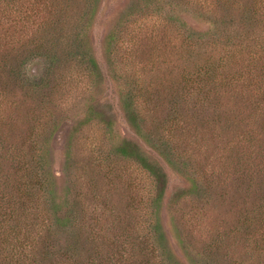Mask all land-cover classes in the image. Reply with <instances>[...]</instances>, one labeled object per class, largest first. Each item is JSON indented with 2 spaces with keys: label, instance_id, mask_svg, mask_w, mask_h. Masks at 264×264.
<instances>
[{
  "label": "trees",
  "instance_id": "trees-1",
  "mask_svg": "<svg viewBox=\"0 0 264 264\" xmlns=\"http://www.w3.org/2000/svg\"><path fill=\"white\" fill-rule=\"evenodd\" d=\"M40 2L0 0V264H182L162 242L157 213L167 178L151 151L178 174L187 176L190 164L201 174L199 184L190 176V192L202 205L191 208L187 233L177 235L185 239L188 263L219 264L224 259L255 264L249 255L264 251V0H218V9L207 11L208 17L227 29L218 28L205 43L191 32L176 47L152 36H134L130 48L117 44L114 49L118 37L112 31L105 40L108 55L118 52L138 75L153 70L164 75L149 77L142 85L134 79L122 91L120 104L138 142L115 135L109 120L101 132L107 144L103 156L85 154L77 148L86 141L73 130L65 145L64 169L74 177L63 195L56 189L48 154L51 139L45 136L62 124L64 108L57 98L61 85L69 82L58 76L69 61L86 63L95 73L100 68L84 31L63 50L60 33L39 32V21L52 17V23L65 29L71 4L58 0L43 13L37 8ZM232 6L239 9L237 15L225 13ZM29 29L36 41L32 51L44 48L62 67L49 73L51 84L40 93L29 89L32 82L22 74L23 48L29 53L32 47L24 40ZM173 54L177 68L170 64ZM94 121L85 124L100 130ZM124 162L146 169L156 186L162 183L150 215L137 214L135 221L121 219L112 202L111 190H117L127 172ZM94 175L107 179L108 188L98 187ZM135 206L131 212H137ZM146 221L149 232H133L137 226L144 229ZM198 240L202 250L195 251ZM235 248L242 256L232 255Z\"/></svg>",
  "mask_w": 264,
  "mask_h": 264
},
{
  "label": "rangeland",
  "instance_id": "rangeland-1",
  "mask_svg": "<svg viewBox=\"0 0 264 264\" xmlns=\"http://www.w3.org/2000/svg\"><path fill=\"white\" fill-rule=\"evenodd\" d=\"M56 1L58 0H41L37 4V8L45 13L49 7L53 9V3ZM60 2L64 5L71 4V11L69 12L71 17L70 22L65 26V29H60L58 24L52 23L53 17L51 21L45 22L40 20L39 28L41 29H39V32L42 31V35L46 31L50 35L60 33L64 37V39L59 37L60 40L65 42L61 46V50H63L64 45H68L71 48L74 36L84 31L90 53H92L100 68V73H95L87 68L86 63L69 61L67 70L61 72L63 75L58 76L59 80L69 82L61 85V87H64V90L61 95L58 94L60 95V99L57 98L59 107L61 105L64 108L61 120L62 124L56 133L50 135V132H45V136L51 139L48 154L52 162L51 168L55 176L56 189L59 195H63L66 187L70 184V180L74 177L64 169L65 145L73 130L75 129V132H77L76 136L80 137L81 142L86 141L84 145L77 148L78 151L82 149L85 154L91 151L103 156L104 148L107 144L102 140L101 132L109 120L112 122V129L115 135L138 142V138L130 128L126 120L127 115L120 104L122 91L134 79L138 78L140 81L138 83L142 85L149 77L164 75L162 72L158 71L156 73L154 70L150 74L147 73V76L145 74L144 76L136 74L138 72L134 71L133 68L124 65L127 58L120 56L118 52L111 55L106 53V37L112 31H115L114 34L118 37V41L114 42V49H116L117 44L130 48L134 41V36H138V40L152 36L157 40L160 39V42L161 40L168 41L167 47L169 48L174 44L176 47L180 38H182L183 44L186 43L184 38H186V34L188 35V33L190 35L193 32L199 33L200 39L204 42L210 40L209 35L214 33L218 28H227H224V25L218 21H212L213 19L208 17V12L218 9V0H213L210 4L208 0H60ZM225 13L237 15L239 9L236 6H232ZM32 29H29L28 34L26 33V36H24V40L27 41L29 46L34 45V42H36L32 41L34 40L32 36L34 31ZM126 37L132 40L128 41ZM35 38L38 39V37ZM30 41L32 43H29ZM151 42L162 50L165 49L158 42L156 44L154 41ZM32 49L33 46L28 47V51L30 52L26 53L25 48H23L22 53L26 55L23 56V63L21 65L23 67L22 74L34 86L30 88L31 85L29 89L40 93L45 91L51 84L52 80H48L49 73H52L54 69L58 71L62 67H60L59 63L55 65V60L50 57L44 48L39 51H32ZM62 53L59 52L58 55L61 56ZM172 57L170 64L175 66L174 68H177L175 54ZM165 58L170 59L167 56ZM163 70H165V73L171 74V71ZM172 71L175 73V69H172ZM119 75H121V78H118ZM87 116L89 118H86ZM87 119H94V123H98L100 130L95 128L94 124L91 128L88 127L85 124ZM141 146L147 150L146 152H149V148L147 149L143 144ZM150 155L162 166L166 173L165 178H167V182L164 181V191L158 208L159 212L157 213L159 218L158 223H160L162 228V242H165L164 245L172 252L179 263H190V254H188L187 249L183 246L185 239H178L177 235L178 233H182L183 235L187 233L188 223H190L187 220L191 213V208L202 205V202L198 200V195L190 192V189L193 190L194 183L190 179V176L192 175L195 182L199 184L201 182V174L196 169L195 164H190L192 170L187 176H184L182 172L178 174L177 170L169 168L152 151ZM83 160L85 161L84 158ZM123 168L127 170L126 174L121 176L122 180L119 182L117 190H111L113 191L112 194H114L112 202L114 203L113 207L116 214L121 219H125V217L126 219L129 218V221H135L137 214L146 213L149 216L152 211V199L155 197L157 191L160 190L158 186H161L162 183L156 186V183L153 182L155 181L153 175L149 174L146 169H143L135 162H124ZM83 178L81 176L80 180H83ZM95 181L98 187L103 184L104 188H108L107 179L105 181L104 178L97 175L95 176ZM91 183L95 185L93 182ZM75 185L78 186L79 182ZM130 195H132V198H130ZM134 205L137 206L136 213L135 211L131 212V208ZM183 210L185 215H182L181 218L178 211L182 212ZM211 217H215L214 212L211 213ZM148 224V221L144 223L145 230L143 228L138 229L137 226L133 232L136 234L138 232L140 234L149 232ZM124 230H126L125 227ZM196 237L195 234L193 238ZM186 239L189 241V238ZM201 244L202 241L200 240L199 244H197L199 248L195 251L202 250L200 248ZM238 248L233 250L235 254L231 251L235 257L242 256ZM257 255L258 257L249 255V258L253 259L255 264H264V251ZM244 256L245 253L243 254ZM226 263L224 259H219V264Z\"/></svg>",
  "mask_w": 264,
  "mask_h": 264
}]
</instances>
